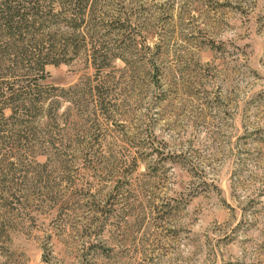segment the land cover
Masks as SVG:
<instances>
[{"label": "rangeland", "instance_id": "rangeland-1", "mask_svg": "<svg viewBox=\"0 0 264 264\" xmlns=\"http://www.w3.org/2000/svg\"><path fill=\"white\" fill-rule=\"evenodd\" d=\"M106 1L108 65L47 64L49 109L1 120L0 264H264V0Z\"/></svg>", "mask_w": 264, "mask_h": 264}, {"label": "trees", "instance_id": "trees-1", "mask_svg": "<svg viewBox=\"0 0 264 264\" xmlns=\"http://www.w3.org/2000/svg\"><path fill=\"white\" fill-rule=\"evenodd\" d=\"M102 1L106 0H0V74L15 78L21 76L16 72L23 71L22 77L31 76L25 84L14 79L0 80V123L2 119L10 120L14 127H19L18 141L22 138L21 128L28 127L30 123L27 119L35 118L43 110L49 109V106L44 108L42 105L43 91L38 83L46 76L47 64L57 65L74 57L85 56L88 63L100 71L114 58L106 52L109 44L105 40L97 41L91 37L88 40L81 30L84 26L90 30L103 26L107 29V35H112L114 31L123 30L126 24H131L122 12L97 16L95 10ZM55 3L59 10L57 14H52ZM50 16L63 20L62 26L67 31L59 33L60 37L56 31L45 30V22ZM113 24L117 26L109 28ZM79 37L83 45L80 40L78 43ZM121 43L129 46L131 39H121ZM117 57L126 63V67L131 66L122 54H117ZM86 91L100 107L108 104L107 95L103 96L98 85ZM5 110H9L6 116ZM32 135L36 137V132ZM1 175L4 182L5 174Z\"/></svg>", "mask_w": 264, "mask_h": 264}]
</instances>
